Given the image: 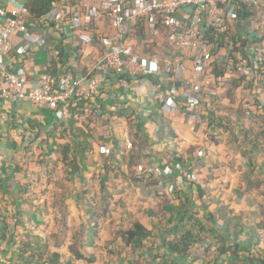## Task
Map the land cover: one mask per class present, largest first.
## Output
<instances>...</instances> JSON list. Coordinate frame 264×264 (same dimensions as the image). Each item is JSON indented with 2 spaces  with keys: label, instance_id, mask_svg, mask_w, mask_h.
I'll return each instance as SVG.
<instances>
[{
  "label": "crops",
  "instance_id": "crops-1",
  "mask_svg": "<svg viewBox=\"0 0 264 264\" xmlns=\"http://www.w3.org/2000/svg\"><path fill=\"white\" fill-rule=\"evenodd\" d=\"M9 1L7 7L26 1L30 14L44 15L9 38L5 63L27 87L45 69L85 76L107 46L103 36L116 35L101 15L109 0ZM151 20H133L136 32L120 37L144 66L127 78L128 90L120 74L96 75L100 90L88 101L7 107L0 264H161L154 258L162 243L187 230L197 240L193 264H264V111L245 116L241 106H258L264 95L235 81L214 104L200 100L192 114L169 112L170 101L186 98L179 87L173 94L176 79L187 84L196 71L170 58ZM245 30L237 27V36ZM158 83L166 102L151 93ZM136 225L148 233L127 243L125 233Z\"/></svg>",
  "mask_w": 264,
  "mask_h": 264
},
{
  "label": "built area",
  "instance_id": "built-area-1",
  "mask_svg": "<svg viewBox=\"0 0 264 264\" xmlns=\"http://www.w3.org/2000/svg\"><path fill=\"white\" fill-rule=\"evenodd\" d=\"M8 1L0 0L4 16L0 23V127L8 121L7 107L13 103L65 106L72 100L92 99L100 90L96 75L106 79L120 74L123 76L120 85L128 90L127 78L142 73L144 66L136 56L127 53L120 37L125 32L135 33L137 28L132 26V21L145 17L152 18L153 26L161 30L170 58L180 68L190 62L196 71L187 84L176 79L178 86L173 87V94L179 87L186 98L184 102L170 101L169 112L178 109L192 114L200 100L214 104L220 92L235 81L258 87L264 95V0H122L123 3L109 0L100 14L111 19L116 35L103 36L107 46L91 72L76 79L70 75H53L45 69L32 87H27L23 74L8 67L5 59L11 52L9 38L37 26L44 15L33 18L26 1H14L7 7ZM244 11L250 15L243 17ZM237 27L246 29L242 37L237 36ZM170 78L166 76L165 82ZM151 91L159 103L167 101L161 83L153 84ZM241 106L246 116L264 111V101L258 106L243 101Z\"/></svg>",
  "mask_w": 264,
  "mask_h": 264
},
{
  "label": "trees",
  "instance_id": "trees-1",
  "mask_svg": "<svg viewBox=\"0 0 264 264\" xmlns=\"http://www.w3.org/2000/svg\"><path fill=\"white\" fill-rule=\"evenodd\" d=\"M49 2V0H42V4H46ZM39 1H37V4ZM31 16L33 18L39 19L42 15L37 14L36 15L31 11ZM246 116V115H245ZM253 147L252 149H255L260 152V148L257 143L252 142ZM148 232L144 228H142L139 225L134 226V229L132 231H127L125 233L127 243H135L136 238L142 237L144 238L147 235ZM197 240L194 238L192 233L187 230L182 235H180L174 242H167L162 243V250L163 252H160V254L156 255L154 259H158L161 264H193L194 259H192L189 256L190 250L193 248V246L196 244ZM224 253V250H220ZM229 251V249H228ZM220 252V253H221Z\"/></svg>",
  "mask_w": 264,
  "mask_h": 264
}]
</instances>
